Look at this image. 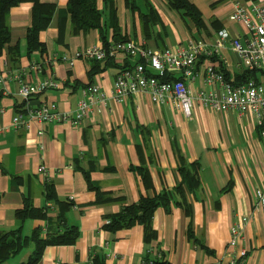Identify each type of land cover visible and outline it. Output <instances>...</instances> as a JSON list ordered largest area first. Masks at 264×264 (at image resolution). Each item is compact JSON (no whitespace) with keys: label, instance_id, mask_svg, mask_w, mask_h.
<instances>
[{"label":"crops","instance_id":"obj_1","mask_svg":"<svg viewBox=\"0 0 264 264\" xmlns=\"http://www.w3.org/2000/svg\"><path fill=\"white\" fill-rule=\"evenodd\" d=\"M40 1L58 8L51 25L40 34L46 52L27 54L33 3H23L10 11L11 39L3 50L0 71H21L31 82L54 79L59 83L57 88L34 96L31 107L56 103L58 110L75 114L91 84H99L107 99L106 103L96 101V108L79 127L69 122L32 121L30 127L16 128V113L28 116L27 103L19 94L20 84L12 80L0 85V230L21 225L26 235L36 228L46 230L47 219L22 223L16 211L28 199L35 208L49 209L50 217L55 218L60 205L47 197V187L53 185L58 201L72 203L66 224L77 226L80 238L73 245L47 246L38 264H92L98 254L105 257V264H142L148 247L153 256L162 251L169 264L229 263L243 249L248 254L240 264H264V209L257 211V191L264 188V144L256 118L201 104L188 118L170 103L156 104L140 94L123 103L115 101L113 86L118 70L135 66L139 59L98 62L76 58L86 48L104 45L100 30L76 32L70 21L64 28L60 13L69 0ZM151 1L162 25L154 26L147 38L140 13L131 11L126 0H115L121 35L156 50L187 46L192 40L213 42L218 31L226 29L232 37L242 36L246 44L244 23L229 19L235 0H190L203 14L206 27L202 30L190 18L170 10L165 1ZM98 5L102 9L103 1ZM108 39L109 43L115 41L112 28ZM16 46L21 57L11 51ZM217 56L233 81L245 70L231 43H226ZM203 61L198 62L195 90L204 86V74L199 70ZM34 65L40 69H33ZM42 166L47 175L39 172ZM141 166L150 172L149 186L134 170ZM194 170L201 185L191 191L184 177L188 172L195 175ZM87 176L112 201L97 203V190L89 188ZM181 185L189 212L176 200L170 212L158 208L153 219L156 237L149 244L144 241L143 225L114 235L104 230L108 219L125 204ZM244 216L250 220L243 237L237 247H230L232 227ZM53 224L56 228L57 223ZM32 250L30 246L11 264L26 260Z\"/></svg>","mask_w":264,"mask_h":264},{"label":"built area","instance_id":"obj_2","mask_svg":"<svg viewBox=\"0 0 264 264\" xmlns=\"http://www.w3.org/2000/svg\"><path fill=\"white\" fill-rule=\"evenodd\" d=\"M235 1L229 19L244 23L248 32L246 44L241 41L242 36L232 37L224 29L218 31L217 39L213 42L192 40L187 46L154 50L142 42L127 39L111 41L108 46L86 48L78 52L75 57L98 62L112 58H137L139 61L135 66L118 70L113 86L115 101L123 103L135 95H145L156 104L170 103L188 118L193 117L194 109L198 104L222 112L233 110L240 115L251 114L256 118L264 144V0ZM228 42L232 44L245 69L262 73L259 79L251 78L236 83L219 68L223 62L217 55ZM215 56L218 58L216 61L212 59ZM200 59H204L203 69L199 68L204 74V86L195 90L194 84L198 77ZM33 69L39 70L40 67L34 65ZM12 80L20 84L19 94L27 103L28 113V118L21 112L17 113L13 123L16 128L30 127L32 121L69 122L79 127L90 111L96 108V101L106 103L107 99L99 84H91L84 91L85 98L78 103L75 114L58 110L56 103L45 102L38 107H31L30 102L34 96L49 88H57L59 83L54 79L31 82L24 79L21 71L8 73L0 71V85H6ZM39 172L47 175V169L43 166L40 167ZM263 209L264 188H259L257 211ZM249 220V217L244 216L232 227L230 247L235 248L239 245ZM247 254V250L243 249L235 253L229 263L223 264H240ZM142 264H153V262L142 260Z\"/></svg>","mask_w":264,"mask_h":264},{"label":"trees","instance_id":"obj_3","mask_svg":"<svg viewBox=\"0 0 264 264\" xmlns=\"http://www.w3.org/2000/svg\"><path fill=\"white\" fill-rule=\"evenodd\" d=\"M103 8H99V0H69L68 4L60 13V23L65 28V23L70 21L73 30L76 32L89 31L92 29H99L104 46L109 45L108 33L112 28L114 30V40L124 41L127 37L121 35L120 24L117 16L115 0H102ZM170 10L177 12L182 18H190L199 30L204 29L205 22L201 10L190 0H163ZM33 3V23L28 29L27 35V54L32 55L36 51L42 53L46 52V45L40 40L41 32L45 31L52 23L55 13L58 10L56 4L42 3L40 0H0V60L3 55L5 46L11 39V26L9 22L10 11L12 8L18 7L23 3ZM127 6L133 12H139L142 20L143 31L146 37L150 38L154 30V26L161 24L162 19L159 11L154 6L151 0H126ZM12 53L17 57H21V50L19 47L11 49ZM216 61L218 58H212ZM99 67V66H98ZM227 77L231 79L230 73L221 63L220 67ZM261 72L250 71L245 69L243 73L239 74L236 83L244 82L247 79H259ZM171 79V78H166ZM142 176L146 186L151 183L150 172L146 167L134 168ZM184 172V170H183ZM195 175H185L184 180L189 188L193 191L201 185L200 179L197 176V170H194ZM88 186L92 190H97V203L109 202L112 199L104 195L97 185L91 182L87 176ZM47 197L49 200H54L59 203L60 209L55 218L50 217L49 209L35 208L25 200L23 208L16 211V218L22 223L30 219H47L49 221L46 230L36 228L30 235H26L23 231V226L11 230H0V264H11V260L16 256L22 254L30 246L33 250L30 256L17 264H38L43 256V252L47 246L55 245H73L78 242L80 238V231L77 226H69L66 224V213L72 206L70 201H58L55 195L53 185L47 187ZM186 192L183 185L175 189H164L161 193L154 196H144L137 203L125 204L121 211L111 216L108 222L104 225V230L116 234L120 230L129 229L135 225H143L145 229L144 241L146 244L152 242L156 237V231L153 228L154 214L158 208L164 207L168 212L171 211V203L176 200V204L186 208V200H183ZM180 196L181 198H177ZM124 202V201H123ZM46 208V207H45ZM186 211L189 210L186 208ZM54 222L57 223L55 228ZM192 232L190 231V235ZM148 247L143 261L153 264H169L165 260V255L162 251L158 256H153ZM209 251V250H208ZM162 256V257H161ZM67 264V263H62ZM92 264H105V257L101 254L94 255Z\"/></svg>","mask_w":264,"mask_h":264},{"label":"bare ground","instance_id":"obj_4","mask_svg":"<svg viewBox=\"0 0 264 264\" xmlns=\"http://www.w3.org/2000/svg\"><path fill=\"white\" fill-rule=\"evenodd\" d=\"M80 51V50H79ZM17 114V113H16Z\"/></svg>","mask_w":264,"mask_h":264}]
</instances>
